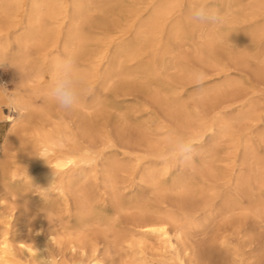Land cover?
Instances as JSON below:
<instances>
[{
    "label": "rangeland",
    "instance_id": "1",
    "mask_svg": "<svg viewBox=\"0 0 264 264\" xmlns=\"http://www.w3.org/2000/svg\"><path fill=\"white\" fill-rule=\"evenodd\" d=\"M40 1L43 2V0ZM50 1L53 9L57 10L60 0ZM67 1L72 10L71 5L75 0ZM79 1L84 3L85 7L89 5L92 8L91 11L85 8V11L83 9L81 12L85 17L84 21L86 20L82 27L93 30L96 37L98 36L99 50L106 46L107 37L118 31L120 25L133 23L126 35L118 37V40L110 44V57L113 58H106L100 62L101 77L99 76L95 93V102L98 103L96 104L98 113L95 111L97 129L99 128L97 139L101 140L98 139V143L102 142V132H108L115 138L118 147L105 149L104 163L101 164L96 178H92V173H82L79 175L82 177H79L77 181L80 179L84 183L79 181L78 185L75 182L69 187L68 198L63 199L54 194L52 202L41 204L40 208L33 207L31 210L33 214L30 213L26 219L18 220L19 224L15 223V226L11 228V235L13 237L15 232L14 243L18 261L24 264H35L33 257L27 255L18 242L32 243L31 241L38 240L37 232L42 231L43 240L47 242L51 251L58 254V261L61 264H73L78 256L90 258V264H93L94 259H101L104 264H128L133 259V249H141L143 252L140 255L145 257V261L149 264L160 262L230 264L231 252L224 251L228 254L225 255L226 258L223 253L216 255L210 261L206 258L207 250H205L209 239L215 235L218 227L231 218L228 216L224 217L221 214L197 216L194 225L184 238L173 237L175 246L170 249L152 235H148V238L147 235L134 234L138 230L135 227L137 226L135 220L139 216L140 207L153 204L159 192L171 186L174 179L176 181L183 177L188 187L205 188L208 181L204 180L203 171L207 169V164L213 163L215 159H222L221 164H224V170L229 171L228 175L233 173L230 175L233 179L220 187L223 198L219 203L236 204L241 211H237L239 212L236 216L239 219V231L233 235V243L241 242L238 245L243 252V264H264V0H210V3L224 14L225 22L222 26H205L188 21L189 6L199 0H155L153 4V1L151 2V5L148 0ZM30 3L31 0H26L27 10L30 8ZM141 8L142 13L136 17L138 9ZM163 17L164 20H162ZM88 24L90 25L87 26ZM100 55H103L102 52ZM0 72V86L13 88L22 77L16 65L0 68ZM46 80L49 81L48 76ZM34 100L41 104L44 98L34 96ZM49 108L53 109L52 112L55 115L63 112L50 101ZM0 110L2 115L4 113L16 115V112L7 107L6 100L2 97H0ZM79 114L87 120L88 115L84 110H81ZM84 120L83 122L81 120L83 124L86 122ZM9 124L11 125V121ZM208 125L214 130L209 129L200 142L194 140L195 151L191 163L175 160L169 171L164 169L161 160L151 155H146L148 157L145 156L141 160L134 159L136 155L148 153L149 141L155 140L156 134H159L157 139L162 137L164 130L165 132L176 130L191 137L192 134ZM28 138L31 143L30 135ZM209 148L213 150H207ZM134 150H138V154ZM128 159L130 161H127ZM226 159H229L228 162ZM120 164H122L121 167H119ZM109 165H115L113 172L115 180L118 181L116 180L114 188L118 192L121 190L120 194L115 193V196L114 192L110 191L113 190L110 175L106 174V170L111 167ZM131 166L136 169H130ZM123 169H126V172ZM86 176L91 178L88 179ZM82 189L87 190V193L85 194ZM34 195H38V192L35 191ZM114 197L115 201H113ZM121 204L125 208H121L123 206ZM242 208L247 210L242 211ZM94 209L97 211L94 212ZM76 229L82 231L76 232ZM234 229L230 227L231 232L228 233L232 234ZM139 238L144 239L142 245L135 244L132 249L133 241L131 240Z\"/></svg>",
    "mask_w": 264,
    "mask_h": 264
},
{
    "label": "bare ground",
    "instance_id": "2",
    "mask_svg": "<svg viewBox=\"0 0 264 264\" xmlns=\"http://www.w3.org/2000/svg\"><path fill=\"white\" fill-rule=\"evenodd\" d=\"M148 1L151 5V2L153 1L152 2V4H153L155 0H148ZM117 2H118V0H117ZM25 4H26V0H0V63H3V66L0 68H4L6 66H14L15 67V65H16L17 68L21 72L20 74L22 75L21 80L18 81L17 83H15L16 85L13 88L6 87L4 85H3V87H5L9 92H12L13 94L27 100L30 104V110L26 114L24 120L20 123H17L14 120V118L18 117V113H16V115H10L7 113H4V115H2L3 113H1L2 117H5L7 120L11 121V125L8 129L4 144L0 150V264H24V263L19 262L17 259V256H16V252H15L16 246L14 243L15 232H14L13 237L11 235V232H12L11 228L13 226H15V223L18 220L21 221L22 219L28 218L30 216V213H31V210L33 207H37V208L39 207L40 208V207H42L41 204L44 205V204L52 202V199H53L52 196L54 194L58 195L59 197H61L63 199L68 198L69 197V194L67 197V190H69L68 188L71 187L75 182L77 183L80 181V179H79V181H77V180L79 177H82V176H79L82 173H85V172L92 173V178L93 177L96 178L98 176L99 171H100L101 164L104 163L103 157H104L105 149L106 148H112L113 149V148L118 147L117 141L108 132H102V134H101L102 142H99L101 144L98 143L99 138L97 139V137H98V129L99 128L97 129V125H96L97 115L95 114L96 106H97L96 104H98V103L95 102V93L97 92L96 86H98L97 83L99 82L98 80H99L100 70H101L99 68L100 62L106 58L107 59L113 58V57H110L111 56L110 49H109L110 44L113 41H115L118 37L120 38V36L126 35L129 32V27L133 25V23L131 25L128 24L129 22L124 23L123 25H120V29L118 31L109 35L108 37L106 36L108 38L107 42H106V46L102 50H99L98 45H97V37L98 36L96 37V34L93 30H86V29H84V27H82V24L86 20L84 21L85 17L83 14H81V12L83 11V9L85 11V8L88 9L89 11H91L92 8L89 5H87L85 7L84 3H82L79 0L78 1L75 0V2H73L71 5L73 7L71 10L70 3L67 0H60L59 8L57 10H54L53 5H52L50 0H43L42 3L40 0H31V3L29 5L30 8L27 10L25 8ZM146 5H147V3H146ZM160 6H159V8L161 9ZM133 8H134V6H133ZM131 11H132V9H131ZM142 11H143L142 8L140 10L138 9V14L136 17H139L140 14L142 13ZM157 12L159 13V9ZM157 17H158V15H157ZM169 18H171V17L169 16ZM89 20L91 21L90 18H89ZM162 20H164V17ZM115 24H117V23H115ZM120 24H121V22H120ZM149 24H150V22H149ZM89 25L90 24H88L87 26H89ZM152 25H153V23H152ZM164 25H165V23H164ZM112 28H114V27H112ZM229 32H231V31H229ZM69 49L74 50L78 55V68L84 77L86 87L90 88V92H88L83 97L80 106L76 110H74L72 112H66V113H64V111H63L62 113H60V115L59 114L55 115L52 112L53 109L51 110L49 108V100H47V98L44 96V91H45L46 86L48 84L46 77L48 76L49 80H50L51 75L53 73V65H54L55 59L58 56L63 55L64 52L66 50H69ZM116 51H115V53H116ZM101 52L103 55H100ZM139 57H140V55H139ZM155 66H157V64ZM117 71H119V70H117ZM103 73H105V72H103ZM0 74H1V72H0ZM26 74L28 76L25 77ZM158 74H159V70H158ZM109 75H110V73H109ZM117 75H118V73H117ZM125 75H128V74H125ZM111 76H113V75H111ZM190 77H191V75H190ZM115 78L117 79V77H115ZM124 78H126V77H124ZM124 78H121V79H124ZM145 78H147V77H145ZM105 79H106V77H105ZM149 80H151V79H149ZM4 83H6V82H4ZM126 89H128V88H126ZM34 96H36V97L37 96H43V98H44L43 103L40 104L36 100H34ZM103 101H106V100H103ZM180 106H181V104H180ZM97 108H98V106H97ZM99 108H100V106H99ZM140 109L142 110V108H140ZM220 109H221V107H220ZM81 110H84L85 114L88 115L87 120L85 119L86 122L84 120V117L79 114V112ZM249 112L251 113V111H249ZM252 112L254 113V111H252ZM220 113H222V112H220ZM107 114H108V111H107ZM103 115H104V113H103ZM246 115H247V113H246ZM206 116H208V115H206ZM248 116L249 115H247V117ZM197 117L199 118V116H197ZM106 118H108V117H106ZM226 118L227 117H225V119ZM33 119H35V120H33ZM100 119H103V118H100ZM123 119H124V117H123ZM81 120H82V122L84 120L85 123L83 124L81 122ZM109 120H110V118H109ZM227 120H228V118H227ZM187 121H189V120H187ZM197 121H199V120H197ZM205 123H206V121H205ZM222 123H223V121H222ZM108 124H110V123H108ZM102 125H104V124H102ZM210 125H211V123H210ZM212 125H214V124L212 123ZM222 125H224V123ZM208 126L204 127V129H202L199 126L201 128V130L192 134L191 137L194 140H198L200 142V140L206 135V132L209 129L211 131L214 130V129H212L211 126H209V127ZM165 128H166V126H165ZM200 128H198V129H200ZM227 128H229V127H227ZM166 130H167V128H166ZM166 130H164V135H166L170 131L169 130V131L165 132ZM224 130H226V129H224ZM224 130H222V131H224ZM183 133H185V132H183ZM188 133L190 135V132H188ZM217 133H219V132L217 131ZM28 134L30 135V138L32 140L31 143L28 140L29 139ZM117 134H118V132H117ZM154 134H155V132H154ZM117 136H120V135H117ZM155 136L154 137L156 139L150 140L148 143L149 147H147V148H150V151L148 149L147 150V152L149 151L148 153H146L145 155H136L134 159L141 160L146 155H151V156L161 160V162L164 164V169L169 170L173 166V164H172L173 161H175L176 159H174V158H169L167 160L162 159L161 139L163 136L161 135L162 137H159L158 139H157V136H159V134H156ZM225 136H226V134H225ZM148 137L149 136H147V138ZM85 149L91 150L95 155L96 163L91 168H82V167L78 166V163H77V157ZM210 149H212V148H209L207 150H210ZM45 150L48 153V164L45 161H43L42 159H39V158H36L35 156H33V154H35L36 152L45 151ZM134 151L135 152L137 151V154H138V150H134ZM233 151H235V149H233ZM109 152H110V150H109ZM144 153H145V151H144ZM210 154H212V153L210 152ZM220 154H222V153H220ZM220 154H218V155H220ZM224 154H225V152H224ZM204 155L206 156L207 153ZM147 157L148 156H146V158ZM207 157L209 159L210 155ZM222 157H224V156H222ZM226 157H228V156H226ZM228 160L226 159L227 162H228ZM127 161H130V160L128 159ZM132 162L134 163V161H132ZM188 162H190V163L193 162V159L188 160L186 163H188ZM205 162L207 163L206 160H205ZM221 162H223L222 159H215L213 163L211 162V164H209V163L207 164V169L203 171L204 180L208 181V183L206 182L205 188H202V189L190 188V187H188V183L185 182L183 177L179 178L176 181L174 179V182L173 183L171 182L172 183L171 186L166 187L159 192V194L156 198V201L153 204L140 207L139 208V216L135 220V223L137 224V226H135V227H137L138 230H137V232L134 230L135 231L134 234L140 233L142 236L152 235V236L156 237L160 242H162L166 247H169V249H170V248H173L175 246V242L173 240V237L176 236L179 239L184 238V235L187 234L189 229L192 228L191 226L194 225L197 216L221 214L224 217L228 216L231 218H229L227 221H225L223 224H221L218 227L215 235L211 239H209L210 241H208V243L205 247V250H207L206 258L211 261V259L214 258L216 255H221L225 251L226 253L231 252L230 253L231 254L230 264H243V252L241 251V248L238 245L241 242L238 244L233 243L234 242L233 235L239 231L238 230L239 219L236 218V216L239 213L237 211H240V210H238L236 204L234 205L230 201H227V202H230L231 204L219 203V201L223 198V193H222V190L220 187L221 186L223 187V184H225V183L229 182L231 179H233V177L230 176L233 174L232 173L233 171L231 172L232 174L228 175L227 173L229 171L226 172L224 170V167H223L224 164L222 165ZM158 163H159V161H158ZM183 163H185V162H183ZM106 165H105V168L107 167ZM121 165L122 164H120V166L119 165L118 166L121 167ZM157 165H159V164H157ZM109 166H111V165H109ZM114 166H111L110 168H108L106 170L107 171L106 174H107V176H108V174L110 175L109 179L111 180L110 183H111V186L113 188V190H110V191H113L114 196H115V193L120 194L121 190L118 192L114 188L115 182L117 180V179L115 180V175L113 172V170H114L113 168H115ZM149 166H150V164H149ZM123 167L126 168V166H123ZM226 168H228V167H226ZM126 169H128V168H126ZM130 169H133L132 166ZM135 169H133V170H135ZM125 170L123 169V171H125ZM148 170H149V168H148ZM156 170L157 169H155V171ZM155 171H153V172L151 171V172L154 173ZM54 173L57 176L56 183L51 188L50 194L45 195V199H44L43 197H41L39 195V194L44 195V193L42 192V190L40 188H48L50 186V184L54 180ZM103 173H104V171L101 173V175ZM155 174L157 176V173H155ZM90 178H88V179H90ZM117 178H118V176H117ZM176 178H178V177H176ZM106 179L109 181L108 178H106ZM195 180L197 182V179H195ZM80 182L82 183V180ZM191 182H193V181H191ZM233 182H234V180H233ZM260 182H262V181H260ZM83 183H84V181H83ZM169 183H170V181H169ZM128 184H131V183H128ZM88 185H89V183H88ZM200 185H201V183H200ZM204 185H205V183H204ZM83 186H87V185H83ZM194 187H196V186H194ZM122 189H123V187H122ZM30 190H33L34 193H35V191L38 192V195H34V193L32 194L33 191L31 192ZM82 191L84 192L85 190L82 189ZM84 193L86 194L87 190ZM122 195H123V192H122ZM151 197H152V195H151ZM119 199L121 200V198H119ZM224 199H225V197H224ZM92 200H93V198H92ZM113 201H115V197H114ZM62 203H65V202H62ZM79 203H81V202H79ZM121 205H123V204H121ZM118 206L119 205L117 202V207ZM122 207L125 208L124 205L121 206V208ZM49 208H51V207H49ZM96 209H97V207H96ZM41 210H42V208H41ZM244 210H245V208H244ZM244 210L242 208V211H244ZM51 211H53L52 208H51ZM95 211H97V210L94 209V212ZM42 212H44V211H42ZM87 212H88V210H87ZM121 212H122V210H121ZM31 214H33V213H31ZM217 217H219V216H217ZM99 218H101V217H99ZM115 219H117V218H115ZM113 221H115V220H113ZM87 222H85V223H87ZM17 223L19 224L20 222H17ZM230 227L235 228L234 229L235 231L234 232L232 231L233 232L232 234L228 233L230 231ZM120 229L122 230V227ZM79 231H82V230H77L76 232H79ZM240 231H242V230H240ZM37 233H39V234H37L38 240L31 241L32 243H28L27 241H19L18 243H20L22 250L25 251L27 253V255L32 256V251H33V248L35 247V248L40 250L41 255L46 256L48 254L46 250H50V249L48 247L47 242L43 240L44 233L42 231H38ZM135 236L139 237V235H135ZM148 238H149V236H148ZM242 238H246V237H242ZM47 240H49V239H47ZM131 241H133L131 244V248L133 249V246H135V244L141 246L144 239L143 240L141 238H139L137 240L132 239ZM134 242H136V243H134ZM244 244H246V243H244ZM247 244H248V242H247ZM146 246H148V245H146ZM17 247H18V245H17ZM126 247H125V249H126ZM244 250H246V249H244ZM142 252L143 251L141 249H138V250L133 249V254H132L133 259L128 264H149L148 262L145 261V257L140 255ZM191 252H193V250ZM226 253H224L225 258H226L225 255H228ZM37 258H39V256ZM169 258H171V257H169ZM215 259H217V258H215ZM167 260H168V258H167ZM168 261H170V260H168ZM177 261H178V259H177ZM59 264H61V262H59ZM93 264H104V263H103V260H101V259H94ZM151 264H174V263L160 262V263H151Z\"/></svg>",
    "mask_w": 264,
    "mask_h": 264
},
{
    "label": "clouds",
    "instance_id": "3",
    "mask_svg": "<svg viewBox=\"0 0 264 264\" xmlns=\"http://www.w3.org/2000/svg\"><path fill=\"white\" fill-rule=\"evenodd\" d=\"M187 19L190 23L205 26H222L225 22L224 14L218 7L211 4L210 0H199V2L190 5ZM2 66L3 63H0V67ZM88 92H90V88L86 87L84 77L78 68L77 53L72 49L66 50L54 61L53 73L44 91V96L61 111L72 112L80 106L83 97ZM0 97L5 98L7 107L18 113V117L14 118L15 122H22L30 110L29 102L9 92L3 86H0ZM161 149L162 159L174 158L178 162H187L195 151V141L192 137L171 130L162 137ZM33 156L48 164L46 150L38 151ZM77 163L82 168L93 167L96 163L94 153L89 149L83 150L77 157ZM56 180L57 176L54 173V180L48 188L39 187L44 193V195H39L45 199V195L50 194ZM46 251L48 254L45 256L40 254L39 249L33 248L32 257L35 264H59L58 254L51 250ZM38 256L39 258H37ZM73 264H90V258L78 256L74 259Z\"/></svg>",
    "mask_w": 264,
    "mask_h": 264
},
{
    "label": "crops",
    "instance_id": "4",
    "mask_svg": "<svg viewBox=\"0 0 264 264\" xmlns=\"http://www.w3.org/2000/svg\"><path fill=\"white\" fill-rule=\"evenodd\" d=\"M9 127H10L9 120H6L1 116V110H0V150L4 144Z\"/></svg>",
    "mask_w": 264,
    "mask_h": 264
}]
</instances>
